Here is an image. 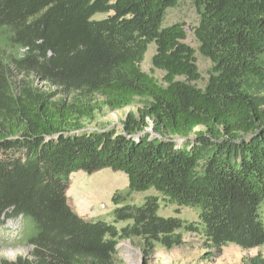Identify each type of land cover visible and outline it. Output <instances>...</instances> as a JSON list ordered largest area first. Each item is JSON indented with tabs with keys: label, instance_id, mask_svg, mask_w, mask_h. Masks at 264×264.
Wrapping results in <instances>:
<instances>
[{
	"label": "trees",
	"instance_id": "obj_1",
	"mask_svg": "<svg viewBox=\"0 0 264 264\" xmlns=\"http://www.w3.org/2000/svg\"><path fill=\"white\" fill-rule=\"evenodd\" d=\"M191 1L203 87L184 23L162 26L179 0H0V225L30 220L32 247L0 264H117L119 242L170 250L181 231L217 250L264 244V0ZM150 44L161 81L141 67ZM104 108L129 110L87 128ZM102 168L157 192L115 193L120 228L67 201L71 173ZM162 204L198 207L197 224Z\"/></svg>",
	"mask_w": 264,
	"mask_h": 264
},
{
	"label": "rangeland",
	"instance_id": "obj_2",
	"mask_svg": "<svg viewBox=\"0 0 264 264\" xmlns=\"http://www.w3.org/2000/svg\"><path fill=\"white\" fill-rule=\"evenodd\" d=\"M106 15L97 14L94 19H102ZM199 19L198 12L191 0H179L177 6L166 11L162 26H168L175 22L184 23L186 38L184 42L194 49L196 65L200 78L194 84L203 87L208 78L211 62L198 51V42L194 35V28ZM155 52V45L150 44L143 58L141 67L144 71L152 73L161 81L163 72L152 70L151 56ZM179 79H182L180 77ZM44 89L43 84H40ZM129 108L123 110L102 109L94 113V119L87 124V128H94L101 123L117 125ZM127 176L110 168H102L91 174L76 171L70 174L66 197L71 208L88 221L113 222V210L117 206L112 197L115 193L123 195V204L141 205L146 196L157 195L154 189L144 192H132L128 190ZM177 209V210H176ZM178 211V212H176ZM198 207L164 206L161 205L158 215L162 217H177L187 222H198ZM30 220L21 217L4 218L0 225V257L14 259L18 255H27L32 247L26 242L27 227ZM120 228L124 222L114 224ZM184 243L170 250L162 247H154L144 252L140 240H123L117 244V264H249V260L260 256L264 260V244L254 248L242 249L239 246L228 243L220 250L207 248L202 235L197 232L181 231Z\"/></svg>",
	"mask_w": 264,
	"mask_h": 264
},
{
	"label": "built area",
	"instance_id": "obj_3",
	"mask_svg": "<svg viewBox=\"0 0 264 264\" xmlns=\"http://www.w3.org/2000/svg\"><path fill=\"white\" fill-rule=\"evenodd\" d=\"M22 218V217H21Z\"/></svg>",
	"mask_w": 264,
	"mask_h": 264
},
{
	"label": "water",
	"instance_id": "obj_4",
	"mask_svg": "<svg viewBox=\"0 0 264 264\" xmlns=\"http://www.w3.org/2000/svg\"><path fill=\"white\" fill-rule=\"evenodd\" d=\"M117 247V246H116Z\"/></svg>",
	"mask_w": 264,
	"mask_h": 264
}]
</instances>
